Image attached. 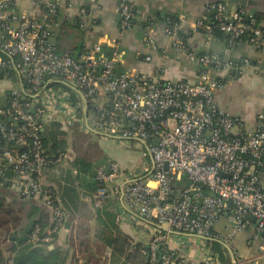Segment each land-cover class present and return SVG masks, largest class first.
I'll list each match as a JSON object with an SVG mask.
<instances>
[{
    "label": "built area",
    "instance_id": "2783aa9c",
    "mask_svg": "<svg viewBox=\"0 0 264 264\" xmlns=\"http://www.w3.org/2000/svg\"><path fill=\"white\" fill-rule=\"evenodd\" d=\"M209 7L228 48L244 36L264 49V27L253 16L229 9L225 1ZM117 9L120 27H131L137 17L129 1L118 0ZM57 13L58 0H47L39 17L19 10L15 0H0V201L7 191L18 200L37 199L50 213L49 225H34L29 241L54 242L68 217L57 204L49 173L67 155L46 154L42 131L47 122L72 124V108H78L82 129L138 140L146 149L149 159L132 174L116 162L107 163L109 172L104 165L95 167L99 187L90 202L94 208L108 202L124 207L145 234L141 247L152 264H184L185 257L170 247L173 234L188 237L201 250L218 242L228 264L256 263L264 253V108L251 129L221 109L215 98L225 85L216 73L224 66L221 58L211 51H187L175 22L164 34L174 50L186 51L200 66L195 81L165 78L158 66L153 73L118 71L124 51L113 43L109 51L97 42L77 57L60 54L52 40L60 26ZM195 28L207 40L212 37L208 22L197 20ZM234 72L242 74L243 66ZM222 218L225 233L216 230ZM245 229L251 230L247 243L255 246V256L233 247ZM216 256L204 255L205 262L215 264Z\"/></svg>",
    "mask_w": 264,
    "mask_h": 264
},
{
    "label": "crops",
    "instance_id": "0c3cea01",
    "mask_svg": "<svg viewBox=\"0 0 264 264\" xmlns=\"http://www.w3.org/2000/svg\"><path fill=\"white\" fill-rule=\"evenodd\" d=\"M15 1L19 10L39 17L44 11L47 0ZM128 1L137 17L134 23L141 17H145V22L149 25L143 28L133 23L131 27L122 29L117 9L118 0H58L57 18L60 26L52 38L56 50L77 56L82 47H89L99 42L104 45L106 51H109L111 49L109 44L113 43L124 51L123 61L117 66L118 71L135 70L153 73L158 66L165 78L195 81L198 74L197 64L188 59L186 51L174 50L171 40L164 34L163 29L174 21L179 26V33L185 37L187 51L196 54L211 51L221 58L224 66L216 70V73L224 78L225 85L215 93L218 106L242 119L247 128H254L256 116L264 108V85L259 87L260 94L255 99V104L245 109L228 104L227 100L232 97H229L225 88L231 78L251 77L263 83L264 49L250 44L246 38L240 39L233 47L228 48L226 35L213 36L207 40L203 30L195 28L197 20L208 22L205 19L212 15L209 5L221 0ZM222 1H226L232 10H240L246 16H253L259 26L264 27V0ZM148 26H151L152 32L149 40H146L144 36L146 31H149ZM145 55H150L151 61H146ZM245 60H248V65L244 64ZM235 66H243V73L235 74ZM54 110L57 112L59 107L56 106ZM52 178L50 182L55 184L59 177ZM8 198L16 206L23 207V226L27 224L29 216L37 217L39 211L44 210L42 207L32 210V205L39 202L37 199L19 201L12 195ZM125 210L114 202H108L102 208H94L89 198L84 197L77 210V218L62 225L55 236L53 245H48V249L56 247L60 253L68 251V258L64 264H152L141 247L146 246L145 234L130 217L126 216ZM226 221L222 218L216 225V230L225 233ZM78 223H83L88 230L86 237L90 253L87 260L81 259L79 254L71 258V245L72 241H75L74 226ZM250 234L251 230L245 229L237 234L233 242L234 249L243 256L256 255L255 246L247 243ZM7 242V240L3 241V245H7ZM129 244L130 248L127 247ZM170 247L177 249L185 257L187 264H207L202 250L198 251L195 245L186 248L179 239L175 238L170 241ZM88 254H86L87 257ZM10 263L9 261L8 264ZM250 264H257V262Z\"/></svg>",
    "mask_w": 264,
    "mask_h": 264
},
{
    "label": "trees",
    "instance_id": "16d2710c",
    "mask_svg": "<svg viewBox=\"0 0 264 264\" xmlns=\"http://www.w3.org/2000/svg\"><path fill=\"white\" fill-rule=\"evenodd\" d=\"M228 8L230 9V7ZM205 20L212 26V37H222L225 35L216 27L217 22L213 13ZM146 25H149V23L146 22ZM242 38L245 37L243 36ZM83 49L84 47L81 48L77 56ZM69 54L72 57H77L71 53ZM197 66L199 69L200 66L198 64ZM61 85L70 90L67 86ZM70 129L73 134V139L71 141L72 148H70V150L68 149V168L61 172L60 177L57 178L55 182L57 204L68 213V217L65 220L66 223L72 222L77 218L76 213L81 200L86 197L89 198L90 201L92 193L99 187V183L95 179L96 168L92 169V165L103 157L98 143L96 141L92 142L88 135L89 133L94 136L95 133L82 129L79 121L70 124ZM66 133L67 131L62 129V124L59 122L52 121L44 124L42 131L43 146L45 153L51 158H56L66 153ZM3 194L5 197L0 202V264H8L9 261L11 262L10 264H64L68 258V251L60 253L59 249L56 247L48 249V245H53V242L50 244H43L29 241L34 225L38 224L42 228H46L49 225V210L43 207L42 204H39L40 202H38V204L36 202L32 205V210H37L40 207L44 208V210L39 211L37 217L36 215L34 217L29 216L27 224L23 226V207L16 206L8 200L11 193L3 191ZM25 200L27 199H20L19 201ZM103 207H105V205ZM65 222L63 224H66ZM74 228L75 241H72L71 245V258L79 254L81 259L87 260L89 259L88 253H90V251H88L89 242L86 237L88 230L83 223L76 224ZM6 240L8 244L3 245V241ZM208 243L212 246L211 249L214 251L221 249V245L216 241ZM130 246V244L127 245L128 248H130ZM177 253L179 252L177 251ZM8 254H12V256H8ZM86 254H88V257ZM184 264H187L186 260Z\"/></svg>",
    "mask_w": 264,
    "mask_h": 264
},
{
    "label": "rangeland",
    "instance_id": "374dc122",
    "mask_svg": "<svg viewBox=\"0 0 264 264\" xmlns=\"http://www.w3.org/2000/svg\"><path fill=\"white\" fill-rule=\"evenodd\" d=\"M57 52L60 54L62 53V51L60 50H58ZM2 83L6 82L3 81ZM226 85L227 86L225 89L228 91L229 97H232L230 100H227L228 104H231L234 107L238 106L245 109L255 104L254 101L259 97L260 94L259 87H263L264 82L261 83L257 80L255 81V79H252L251 77H240L237 79L231 78ZM72 109V111L75 112L73 115L74 122L82 120L83 115L81 111L78 108ZM59 123L62 124V129L67 131V133L65 134L67 157H65L58 166L50 170L49 173L50 175H52V177H60L61 172L65 171L66 168H68V152L70 148H72L71 141L73 139V134L71 133L70 125H66L62 121ZM88 135L92 142L96 141L98 143L103 156L106 160L108 159V162H116L120 166L121 170H125L129 174L140 170L143 164L147 161L146 149L144 145L138 140H118L100 134H95L94 136H92V134L90 135L88 133ZM172 236L173 239H179L186 246V248H189L191 246L188 237L176 234H173ZM208 247L212 246L208 244ZM196 249L198 251H201L198 246H196ZM210 252H216L217 256L215 259V264H228L227 253L225 252V250L220 249L211 251L210 248H202V253L204 255H208ZM257 264H264V253L258 256Z\"/></svg>",
    "mask_w": 264,
    "mask_h": 264
},
{
    "label": "water",
    "instance_id": "95a60500",
    "mask_svg": "<svg viewBox=\"0 0 264 264\" xmlns=\"http://www.w3.org/2000/svg\"><path fill=\"white\" fill-rule=\"evenodd\" d=\"M134 24H138V25H141L143 28L145 27L146 25V22H145V17H141L137 22H135ZM153 143L156 144L157 143V139H154L153 140ZM107 160L105 158H100L98 159L93 165H92V169L99 166V165H104V169L106 172H109V167H108V164H107ZM7 175L10 174V172L8 171L6 173ZM229 205H232V203L230 202Z\"/></svg>",
    "mask_w": 264,
    "mask_h": 264
}]
</instances>
